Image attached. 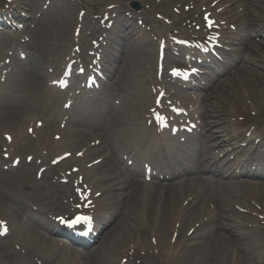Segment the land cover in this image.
<instances>
[{"label":"bare ground","instance_id":"6f19581e","mask_svg":"<svg viewBox=\"0 0 264 264\" xmlns=\"http://www.w3.org/2000/svg\"><path fill=\"white\" fill-rule=\"evenodd\" d=\"M61 1L14 2L13 12L25 13L19 15L25 21L22 34L31 32L32 40L26 46L27 63L16 61L9 82L0 85V218L10 227V235L0 239V264H121L123 257L129 258V264H264V170L250 169L264 167V73L255 65L262 60L257 50L245 46L233 57L237 48L225 52L228 66L223 75L227 77L215 78V85H208V93L194 103L188 95L195 98L197 91L184 96L172 89L158 91L154 61L158 39L169 43L171 27L178 20H191L185 13L176 17L180 4L189 0H159L154 7L174 23L169 26L164 19L167 27L160 26L153 33L161 36L153 34L152 39L134 20L126 19L127 6H118L112 14L120 15L122 27L114 30L107 63L101 67L105 87L88 99L80 87L61 96L55 86L47 85L49 69L61 71L81 36L95 39L100 49L101 39L106 38L100 18L76 13L72 0ZM91 1L105 5L103 0ZM193 1L198 6L210 4L209 0ZM253 2L262 6L260 14L254 12ZM253 2L236 1L244 7L243 17L237 20L264 34V0ZM7 4L0 3L4 14L9 13L3 11ZM16 41V34L0 32V46H13L14 54L21 46ZM166 63H173L169 50ZM178 97L184 105H196L214 145L202 135L188 147L160 137L159 125L171 118L168 108L162 113L164 103ZM36 119L43 120L44 127L36 131L34 140L25 127ZM60 121H67V126L57 142L51 134ZM2 132L12 136L11 147ZM3 146L25 159L19 169L3 170ZM42 149L51 155L67 150L73 158L50 167L43 180L26 184L25 178L49 164L48 157L41 166L27 162L30 155L40 158ZM229 155L233 161L227 159ZM71 163L81 166L77 180L82 175L89 189L102 193L93 207L101 233L113 225L89 251L70 244L61 247L60 240L50 236L55 224L49 228L38 217L71 207L64 200L74 197V183H54L59 170ZM239 167L245 174L237 179ZM146 170L157 174L151 182L141 179ZM16 245L24 256L15 250Z\"/></svg>","mask_w":264,"mask_h":264},{"label":"rangeland","instance_id":"374dc122","mask_svg":"<svg viewBox=\"0 0 264 264\" xmlns=\"http://www.w3.org/2000/svg\"><path fill=\"white\" fill-rule=\"evenodd\" d=\"M214 1H216V0H213L212 3H210V7L211 6H214L213 5ZM217 1H219V0H217ZM236 1L237 0H222V2H223V5L222 6H224L226 8L229 7V9H230V10H228V12H226V13L224 12V19H227V21L230 22V25L227 24V26H222V31L225 30L227 32V37L225 38V41H229L228 39H230V41H231V40H233L235 38L236 31H233L232 28L233 27H237L238 26L237 23L241 20L240 19V20H238L236 22H233V19L236 18L235 14L238 15L237 18H242V15H243V12H241V10L239 9V6L236 4ZM253 1L254 0H252V2ZM74 2H76V6H77L75 8L76 13H78L80 11L82 12L84 10L85 12L89 13L90 16H94L95 14H99V12H102L103 8H105V7L109 6V5L112 6V5L121 4L122 6H127L125 12L134 13L137 16V18H138L136 20V23H135L136 26L139 29H143V31L147 27L152 34H153V29L155 31H160V26L161 27H167L165 25L164 21L159 19L158 14H161L164 19L165 18H168V19H170V22H174L173 20H171V17L168 16L165 12H163L162 10H158L156 7H154L155 5H157V6L160 5L159 0H105V5L104 6L103 5H94V6L93 5H89L88 4L89 0H74ZM135 2H137V3H139L141 5V9L140 10H136L133 7V3H135ZM177 4H179V3H177ZM253 4H255L254 5L255 7H253L254 12L260 14L261 7L262 6L259 3H255V2H253ZM180 5H181V9L177 11V16L176 17H180L182 13H185L188 16L190 15L191 19L193 18L195 21L201 22L203 25H205L204 24L205 23L204 22V16L205 17H209V16L213 17L206 10V8H210V7H205V6H203V4H201L200 6H198L199 3H197V2H195L193 0H189L188 2H185V3H181ZM237 6H238V8L235 11V8ZM61 10H62V8H61ZM169 10H170V12L172 14L173 13V8L171 7ZM215 11H216V9H215ZM238 11L241 14H238L237 13ZM206 13H208V14H206ZM17 15H19V14H17ZM112 19H114V16H112ZM188 20H190L189 17H187L184 20H178L179 23L175 27H171V29L173 30V33H175V34L176 33L177 34L178 33H181L182 36H183V34L185 32H187V30H190L189 29V26H188ZM175 21H177L176 18H175ZM180 23H182V24L180 26H178ZM219 23L221 24V21H219ZM116 24H117V29H120L122 27V24H121V22H119V19H117ZM171 25H173V24H169V26H171ZM200 26L201 25L198 24L196 27H194V30L196 29V31H198V28ZM238 31H239V29H238ZM228 33H230V34H228ZM248 34H250V33H244L243 35L246 36V37H248ZM250 35L252 37V41L255 44H257V46H258L259 49H261L259 51V54L261 55L262 60H263V62H262L263 71L262 72L264 73V48L262 49V46L263 45L260 46L261 44L264 43V39L260 41V38H264V36L263 35H260L259 37H257V36L252 35V34H250ZM137 39H140V38L137 37ZM158 45H159V43H157V48H156V54H157V56L155 54V58H154L155 63L157 62V58H158ZM226 47H230V46L226 44ZM255 65L256 66H260L258 64H255ZM155 67H156V65H155ZM57 74H59V73H55V75H53V76L58 77ZM226 77L227 76H224L223 79L226 78ZM1 80L3 81L4 78H1L0 77V81ZM247 105H248V103H247ZM26 127L28 129V125ZM26 127H25V133L28 134V131L26 130ZM54 132L55 131H53L52 134H51L52 139L54 138ZM2 137H3V135H2ZM6 152H7L6 150H4L2 152V158H4L5 160H7L5 158ZM57 155H60V153L57 154ZM72 166L67 167L65 169V171H68V169H70V167H72ZM24 180L26 182H29L31 180L32 181H35V173H33L32 177H30L28 179L26 178ZM57 216L58 215L54 216V218H56ZM123 260L126 261L127 259H123ZM122 264H124V263L122 262ZM253 264H256V263L253 262Z\"/></svg>","mask_w":264,"mask_h":264},{"label":"snow or ice","instance_id":"6c2138e0","mask_svg":"<svg viewBox=\"0 0 264 264\" xmlns=\"http://www.w3.org/2000/svg\"><path fill=\"white\" fill-rule=\"evenodd\" d=\"M209 26H211V22H209ZM10 139V138H9ZM77 219H80V218H77ZM6 232V229L4 230Z\"/></svg>","mask_w":264,"mask_h":264}]
</instances>
